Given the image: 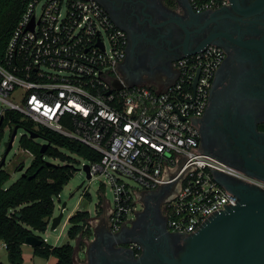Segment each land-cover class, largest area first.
Returning a JSON list of instances; mask_svg holds the SVG:
<instances>
[{
    "label": "built area",
    "instance_id": "built-area-1",
    "mask_svg": "<svg viewBox=\"0 0 264 264\" xmlns=\"http://www.w3.org/2000/svg\"><path fill=\"white\" fill-rule=\"evenodd\" d=\"M40 1L28 5L0 62V126L15 113L20 124L48 128L97 151L100 162L87 164L91 179L109 180L115 232L137 211L141 191L167 189V228L181 235L196 233L208 218L237 205L219 179L264 191V181L204 152L198 140L196 122L223 60L219 47L176 60L177 76L163 89L131 86L119 72L126 33L98 1L48 0L38 17ZM190 4L202 14L228 7L230 0Z\"/></svg>",
    "mask_w": 264,
    "mask_h": 264
},
{
    "label": "flooded vegetation",
    "instance_id": "flooded-vegetation-1",
    "mask_svg": "<svg viewBox=\"0 0 264 264\" xmlns=\"http://www.w3.org/2000/svg\"><path fill=\"white\" fill-rule=\"evenodd\" d=\"M99 1L126 33L119 72L130 84L168 82L185 46L219 47L223 60L196 122L201 149L246 173L253 163L264 166V0H230L228 7L197 15L187 10L190 0ZM167 193L163 187L141 191L135 219L119 232L100 223L78 248L84 259L77 255L74 264H183L194 235L167 228Z\"/></svg>",
    "mask_w": 264,
    "mask_h": 264
},
{
    "label": "trees",
    "instance_id": "trees-1",
    "mask_svg": "<svg viewBox=\"0 0 264 264\" xmlns=\"http://www.w3.org/2000/svg\"><path fill=\"white\" fill-rule=\"evenodd\" d=\"M34 1L0 0V62L22 15ZM8 120L15 125L11 128L12 134L14 128L21 125V129L34 131L41 139L33 140L26 135L21 137L20 147L32 155V161L25 170L23 163L19 165L18 171L22 167L24 171H21V177L15 182L9 184L11 175L4 166L0 167V242L5 245L8 262L24 264L22 247L27 238L34 236L41 240L40 245L33 247L35 257L45 260L53 257L57 260L56 264H74L75 248L72 245L52 246L36 233L44 234L47 231L55 212L56 200L79 170L76 167L77 160L70 155L87 163L100 162L101 155L79 141L48 128L35 130L31 123L20 124V117L15 113H9L4 123ZM4 123L0 126V142L3 139ZM85 196L89 197V194ZM91 220L88 211H77L68 220L71 225L68 236L71 240L77 239V249L92 237Z\"/></svg>",
    "mask_w": 264,
    "mask_h": 264
},
{
    "label": "water",
    "instance_id": "water-1",
    "mask_svg": "<svg viewBox=\"0 0 264 264\" xmlns=\"http://www.w3.org/2000/svg\"><path fill=\"white\" fill-rule=\"evenodd\" d=\"M96 1L102 5L99 0ZM187 10L189 13L197 15L190 4ZM207 46L206 43L200 44L194 49L185 46L180 58L194 55ZM128 84L139 85L136 82ZM18 130L19 127H15L13 130L12 139L7 146L0 167L5 165L6 156L12 149ZM28 134L33 140L39 139L38 134L34 131L28 132ZM253 165L255 167H249L251 172H247V174L264 181V166L256 163ZM89 169L88 164L82 167L87 180H91ZM22 170L23 167L20 172ZM219 183L238 198V203L235 207H228L225 211L208 218L193 234V244L184 255L183 264H264V191L248 184H235L234 181L227 179H219ZM66 206L67 204L64 203L60 208V213L50 219L51 231H55L61 224L64 218L62 210ZM85 242L87 243V241ZM25 244L35 247L41 244V240L33 236L27 238ZM78 253V249H75V260Z\"/></svg>",
    "mask_w": 264,
    "mask_h": 264
},
{
    "label": "rangeland",
    "instance_id": "rangeland-1",
    "mask_svg": "<svg viewBox=\"0 0 264 264\" xmlns=\"http://www.w3.org/2000/svg\"><path fill=\"white\" fill-rule=\"evenodd\" d=\"M47 1L48 0H41L37 4L36 14L38 17L41 15L43 6ZM65 9H66V5L63 6V11H65ZM11 135H12L11 129L9 127H4L3 139L0 142V162L3 160L6 154L7 146L10 141ZM24 135L29 137L28 132H26L24 129H19L12 144V149L8 153L5 159L4 168L7 172H9V174L12 177L9 184H12L21 177L22 173L18 171L19 165L23 163L25 165L24 167L25 170V168H27L32 161V155L29 152L23 150L19 144L21 137ZM34 140H41V139H34ZM70 156L77 160L78 164L76 167L79 170L75 172L73 179L64 188L63 192L60 195V198L56 200V207H57L56 215L60 213L59 206L61 207L64 203H66L67 206L63 212L64 218L61 224L58 226V228L55 231H51V229L48 230L49 237L47 238V241L50 245H54V242H56L57 238L60 237V239L58 240L59 246L69 243L75 249H77L78 246L77 239L71 240L68 236V230L70 229L71 225L69 223L66 226L63 225L67 216L73 211L75 206L76 207L79 206L78 210L88 211L92 218L95 217L99 218L100 216L98 221L99 224L102 223L103 221L109 222L110 208L114 207V195L109 180L106 177H98V178H93L91 180H87L85 173L82 171L83 165L87 164V162L76 156L73 155ZM125 181L129 185L136 187L141 191L137 183H135L134 181L126 180V179ZM82 184L84 185L82 188H80ZM86 193L89 194V197L85 196ZM141 198H142L141 192H138L137 203H140ZM99 202H101V205H99ZM141 208H142L141 205L138 204L137 211L141 210ZM129 219L133 221L135 219L134 214L130 215ZM94 220H92V222H94ZM45 237L46 235L41 234V238H45ZM78 256L80 259L82 260L84 259V255L81 250L79 251ZM24 257H25L24 264H52L51 261L47 263L45 259L39 257L34 256L33 258V255L29 251L24 252ZM0 263L9 264L7 259V253L1 243H0Z\"/></svg>",
    "mask_w": 264,
    "mask_h": 264
},
{
    "label": "crops",
    "instance_id": "crops-1",
    "mask_svg": "<svg viewBox=\"0 0 264 264\" xmlns=\"http://www.w3.org/2000/svg\"><path fill=\"white\" fill-rule=\"evenodd\" d=\"M176 76H177V72H176V70H175L173 76H171V77L169 78L170 80H169L168 82H165V84H163V85H156V86H154V87H157V88L163 89V88H165L167 85H169L170 83H172V82L175 80ZM167 80H168V79H167ZM60 204H61V203H60ZM78 208H79V206H77V207L75 206V208L73 209V211L67 216V218L65 219V221H64V223H63L64 226H66V225L68 224V220H69V218H70L71 216H73L77 211H80V210H78ZM56 209H57V207L55 208V212H54L53 217H54V216H57V215H56ZM59 209H60V206H59ZM53 217H52V218H53ZM52 218H51V219H52ZM95 218H96V217H95ZM95 218H92V220H94ZM99 218H100V216H99ZM99 218H96V219L94 220L93 225H92V232H93L94 230H96V228L98 227V225H99V223H98ZM50 226H51V222L49 221L48 229H47V231L43 234V235H46V237L43 238L44 240H46V243H48L47 238L49 237V235H48V230L50 229ZM36 234L41 236V234H39V233H36ZM59 239H60V237L57 238V241L54 242V245H52V246H59V242H58ZM0 243L2 244V246H3L4 249H5V245H4V243H3V242H0ZM48 244H49V243H48ZM5 251H6V250H5ZM22 251H23V259H24V262H25V257H24V252H25V251H27V252L29 251V252L33 255V247H32V246H29V245L24 244L23 247H22ZM33 258H34V255H33ZM46 261H47V263H48L49 261H51L52 264H56V263H57L56 258H53V257L49 258V259L46 260ZM8 263H9V262H8ZM1 264H2V263H1Z\"/></svg>",
    "mask_w": 264,
    "mask_h": 264
}]
</instances>
